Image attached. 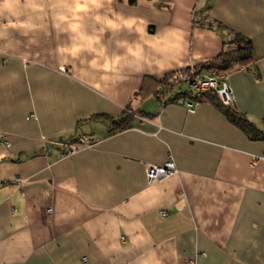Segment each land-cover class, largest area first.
I'll return each mask as SVG.
<instances>
[{"label": "crops", "instance_id": "1", "mask_svg": "<svg viewBox=\"0 0 264 264\" xmlns=\"http://www.w3.org/2000/svg\"><path fill=\"white\" fill-rule=\"evenodd\" d=\"M36 2L29 27L0 28V264H264V141L209 102L141 95L237 32L257 59L230 76L233 105L264 131V0H100L79 19Z\"/></svg>", "mask_w": 264, "mask_h": 264}, {"label": "trees", "instance_id": "2", "mask_svg": "<svg viewBox=\"0 0 264 264\" xmlns=\"http://www.w3.org/2000/svg\"><path fill=\"white\" fill-rule=\"evenodd\" d=\"M231 34L232 37L230 41L224 43L222 52L217 58L191 68H195V70H197L199 73L215 72L218 75L228 76H231L237 71H242L243 69L250 71L251 67L254 68L257 55L252 41L240 33L231 32ZM191 68L189 69V71L191 70ZM177 73L170 74L159 82L155 83L146 80L144 83V87L141 90V95H143V97L155 95V97L158 98L160 93L163 96L171 94L172 98L168 102L173 103L178 102V100L180 99L194 102L197 105L204 102H209L216 106L231 124L240 128L251 140L264 141V131L257 128V126L249 121L244 114L236 111L234 105L232 107L223 105L218 96L213 91L204 92L201 95L196 96L191 90L189 84H183L181 88L171 87V85H168L169 80L172 79ZM165 87L167 89L163 92ZM128 113H125V116L116 120L112 118L109 119L106 116H102V118H99L111 124V131H116L129 125L132 116Z\"/></svg>", "mask_w": 264, "mask_h": 264}, {"label": "built area", "instance_id": "3", "mask_svg": "<svg viewBox=\"0 0 264 264\" xmlns=\"http://www.w3.org/2000/svg\"><path fill=\"white\" fill-rule=\"evenodd\" d=\"M246 71L245 69H243ZM250 71L254 72V68L251 67ZM230 76L228 75H218L215 72L213 73H199L195 68H191L189 71H181L177 73L172 79L169 80L168 85L171 87H180L183 84H189L191 90L194 92V95L199 96L204 92L213 91L222 102L223 105L227 107H232L234 102V96L232 89L230 87ZM167 88L163 90V92ZM182 90V89H180ZM159 96L162 98L163 95L160 93ZM178 103L185 105L190 110H192L195 105L194 102L185 101L184 99L178 100ZM34 118V116H31ZM88 142L84 138L80 139L77 143H71L68 146V154H72L79 150L83 146H87ZM178 172L176 163L174 159L170 156L168 160L161 165H149L147 168V179L150 183L160 181L169 176H172ZM21 183V180H18ZM52 209L49 208L48 212H51ZM163 216H166V212H162Z\"/></svg>", "mask_w": 264, "mask_h": 264}, {"label": "clouds", "instance_id": "4", "mask_svg": "<svg viewBox=\"0 0 264 264\" xmlns=\"http://www.w3.org/2000/svg\"><path fill=\"white\" fill-rule=\"evenodd\" d=\"M100 0H73V7L71 11L73 13L74 19H79V16L76 15L78 13L87 12L89 10L90 5H98ZM23 6L27 8H32L33 10H40V5L36 2V0H0V20H6V23L0 24V28H21V27H29V23L27 21L18 22L19 21V12L18 9ZM15 18V19H14ZM59 19L61 21H67V16H60ZM100 18L97 17V20ZM135 21H125L127 27L131 28ZM108 24L110 27H116L114 21L109 20ZM69 27L73 32L79 30L80 25L75 23H69ZM2 35V33H0ZM73 54L81 51V48L75 47L69 49ZM135 55V53H133ZM116 63L119 62L117 59ZM96 62L93 61V66H95ZM110 66L108 64L104 65L105 69H108Z\"/></svg>", "mask_w": 264, "mask_h": 264}]
</instances>
